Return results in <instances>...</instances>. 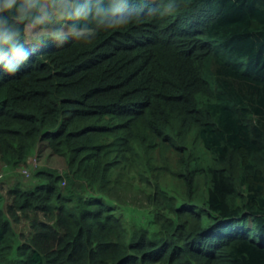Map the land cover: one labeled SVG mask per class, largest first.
I'll return each instance as SVG.
<instances>
[{
	"label": "trees",
	"instance_id": "16d2710c",
	"mask_svg": "<svg viewBox=\"0 0 264 264\" xmlns=\"http://www.w3.org/2000/svg\"><path fill=\"white\" fill-rule=\"evenodd\" d=\"M131 6L0 74V264H264V0Z\"/></svg>",
	"mask_w": 264,
	"mask_h": 264
},
{
	"label": "clouds",
	"instance_id": "9594fccd",
	"mask_svg": "<svg viewBox=\"0 0 264 264\" xmlns=\"http://www.w3.org/2000/svg\"><path fill=\"white\" fill-rule=\"evenodd\" d=\"M132 0H0V74L15 73L29 46L91 41L103 30L128 24Z\"/></svg>",
	"mask_w": 264,
	"mask_h": 264
},
{
	"label": "rangeland",
	"instance_id": "374dc122",
	"mask_svg": "<svg viewBox=\"0 0 264 264\" xmlns=\"http://www.w3.org/2000/svg\"><path fill=\"white\" fill-rule=\"evenodd\" d=\"M43 145H40V149L38 150V153L36 155V159L35 161H33L32 163V167L34 165V168H42V167H48V168H52V169H57V170H61L62 168H64V161L58 157L55 156L49 149L47 148H43L41 147ZM31 164V161H30ZM27 169V167L22 166L21 168H18L17 170H15L13 173H1V168H0V181H4L2 183H0V185H5L6 186H10V185H16V184H20L23 186H27L30 184V177L28 176L27 172H29ZM7 172V171H4ZM21 174H24V176H22Z\"/></svg>",
	"mask_w": 264,
	"mask_h": 264
}]
</instances>
